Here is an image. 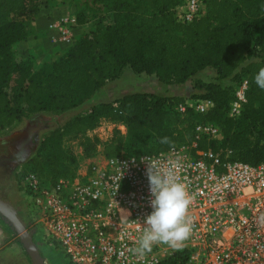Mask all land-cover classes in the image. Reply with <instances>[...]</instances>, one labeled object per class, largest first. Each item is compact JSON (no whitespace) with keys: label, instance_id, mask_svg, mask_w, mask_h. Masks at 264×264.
Here are the masks:
<instances>
[{"label":"trees","instance_id":"trees-1","mask_svg":"<svg viewBox=\"0 0 264 264\" xmlns=\"http://www.w3.org/2000/svg\"><path fill=\"white\" fill-rule=\"evenodd\" d=\"M184 1L113 0L105 8L120 13V23L105 25L100 33L94 29L81 35L63 55L44 61L28 74L25 64L12 61L10 45L24 36L22 22L32 17L39 2L0 0V137L29 114L55 117L68 111L124 68L152 75L166 85L182 84L210 69V78L192 80L196 91L187 98L146 92L116 98V115L122 114L120 120L139 147L120 152L124 137L115 132L103 142L84 138L83 154L92 155L97 145L105 158L163 151L170 146L160 143L162 138H169L174 145L188 142L193 125L208 122L218 128L219 137L196 140V148H220L230 153V159L249 164L264 162V90L254 80L264 68V0H203L202 13L180 23L175 20L174 8ZM141 2L146 3L143 12L136 6ZM9 75L15 82L6 88ZM240 78L247 80L245 102L237 117H228L230 88ZM22 93L26 114L16 106ZM195 98H208L213 106L203 114L190 108L183 113L175 111L184 99ZM74 124L68 121L64 127ZM42 160L52 173L57 172L56 159L45 155ZM59 172V177L73 175ZM56 178L43 177L47 183ZM185 258V251H177L158 264H184Z\"/></svg>","mask_w":264,"mask_h":264},{"label":"built area","instance_id":"built-area-1","mask_svg":"<svg viewBox=\"0 0 264 264\" xmlns=\"http://www.w3.org/2000/svg\"><path fill=\"white\" fill-rule=\"evenodd\" d=\"M202 11L203 0H185L174 8L175 20L188 23ZM74 25L72 18L58 16L47 27L57 42L70 44ZM246 89V78L231 85L228 117L240 114ZM212 106L208 98H195L174 109L203 114ZM192 132V140L174 149L102 157L52 183L33 171L21 174L25 228L33 239L59 248L70 264H158L177 251L154 245L143 259L129 251L152 212L145 159L166 162L179 155V178L194 194L193 234L180 250L186 252L184 264H264V162L249 164L196 148V140L218 139L211 123L196 122Z\"/></svg>","mask_w":264,"mask_h":264},{"label":"rangeland","instance_id":"rangeland-1","mask_svg":"<svg viewBox=\"0 0 264 264\" xmlns=\"http://www.w3.org/2000/svg\"><path fill=\"white\" fill-rule=\"evenodd\" d=\"M111 1L113 0H76L79 3V8L87 11L80 13L77 18L82 19L81 17L86 14L90 20H94L91 30L94 31L95 29L100 33L105 25L122 21L120 13L105 8V6L111 5ZM136 6L137 10L142 12L146 9L145 2L136 3ZM125 69L126 71H123L121 76L122 70L119 74L113 73L112 75L115 77L112 76L90 98L77 103L63 116L50 117L42 113L29 114L22 117L20 123L13 130L0 137V184L5 187V184L8 185V181L11 183L15 192L11 194V199L16 204L24 208V199L19 194V177L21 174L27 171H37L49 179L51 176H62L59 171H64L66 175L74 174L87 164L100 160L103 156L99 145L96 146L92 155L85 156L83 154L81 142L84 138L95 137L103 142L116 132L124 137L120 152H133L139 147L120 120L122 114L118 112L119 116L116 115L117 104L114 101L116 98L131 92H146L154 95L179 92L180 94L177 96L187 98L190 93L196 91L191 87L192 80L196 76L191 77L183 85H166L157 81L152 75H140L131 72L129 68ZM211 76L212 72L208 69L201 72L198 77L208 79ZM14 82L13 75H9L6 88ZM12 105L15 106V104ZM16 106L18 107V104ZM112 117L118 118L112 120ZM68 121H74L75 124L64 127ZM55 129L58 131L53 132ZM215 152L230 158L228 151H221L220 148H217ZM45 155L56 159L57 172L52 173L49 165L42 160ZM35 161L39 165L37 168ZM0 219L2 221L0 224V244L15 241L20 246L16 234L4 222L3 218ZM32 240L44 264H70L59 248L40 243L33 238ZM21 251L31 264L23 249ZM17 254L16 252V261L18 259ZM15 260L12 264H21Z\"/></svg>","mask_w":264,"mask_h":264},{"label":"clouds","instance_id":"clouds-1","mask_svg":"<svg viewBox=\"0 0 264 264\" xmlns=\"http://www.w3.org/2000/svg\"><path fill=\"white\" fill-rule=\"evenodd\" d=\"M254 80L264 90V68L258 71ZM160 143L174 149L173 142L167 137ZM145 160L152 212L144 220L145 227L137 246L129 250L139 259L151 253L154 245L163 244L176 251L182 250L194 229V221L189 214L194 194H190L188 186L179 178L182 158L176 155L166 162L160 158Z\"/></svg>","mask_w":264,"mask_h":264},{"label":"crops","instance_id":"crops-1","mask_svg":"<svg viewBox=\"0 0 264 264\" xmlns=\"http://www.w3.org/2000/svg\"><path fill=\"white\" fill-rule=\"evenodd\" d=\"M38 6L36 12L28 20H23L24 36L21 39L14 41L10 45V53L12 61L17 64H25V70L30 74L38 69V67L47 60H54L60 55H63L69 46L72 45L81 35L89 32L93 29L94 20H90L89 17L83 15L82 19H78L80 13H86V9L79 8V3L76 0H38ZM96 3V2H95ZM99 11V10H97ZM58 16H66L74 20V27L72 28V42L70 44L59 43L54 39V32L47 27L50 19ZM208 70V69H205ZM200 71L196 74L199 76ZM122 69L120 76L123 74ZM132 72V71H131ZM141 75V74H140ZM185 84H176L183 85ZM178 95L179 92L164 93L160 95ZM24 94L18 100V108L23 114L26 112L23 109ZM66 112L58 115L63 116ZM57 117V116H55ZM12 190V192H11ZM14 190L11 187V183L8 181V185L0 184V200L4 201L10 209H12L17 217L24 223V208L16 204L11 199V194H14ZM20 194V193H19ZM21 196V195H20ZM22 214V216H21ZM0 218H2L0 216ZM2 223L0 219V224ZM21 247L15 241H8L5 244H0V264H12L15 260V253L17 252V261L21 264H29L28 260L24 257ZM15 252L14 254H11ZM11 254V255H10Z\"/></svg>","mask_w":264,"mask_h":264},{"label":"water","instance_id":"water-1","mask_svg":"<svg viewBox=\"0 0 264 264\" xmlns=\"http://www.w3.org/2000/svg\"><path fill=\"white\" fill-rule=\"evenodd\" d=\"M0 216L16 234L17 240L28 257L31 264H44L42 257L39 255L31 233L26 230L22 221L17 217L15 212L2 200H0Z\"/></svg>","mask_w":264,"mask_h":264}]
</instances>
